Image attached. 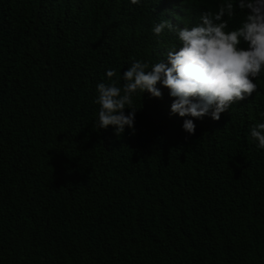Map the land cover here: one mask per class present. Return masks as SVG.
I'll return each mask as SVG.
<instances>
[{
    "label": "trees",
    "instance_id": "16d2710c",
    "mask_svg": "<svg viewBox=\"0 0 264 264\" xmlns=\"http://www.w3.org/2000/svg\"><path fill=\"white\" fill-rule=\"evenodd\" d=\"M226 2L0 0V264H264V71L218 121L170 114L158 83L133 95L134 131L94 126L106 70L122 84L178 50L156 23Z\"/></svg>",
    "mask_w": 264,
    "mask_h": 264
},
{
    "label": "clouds",
    "instance_id": "9594fccd",
    "mask_svg": "<svg viewBox=\"0 0 264 264\" xmlns=\"http://www.w3.org/2000/svg\"><path fill=\"white\" fill-rule=\"evenodd\" d=\"M130 3L138 5L140 0ZM236 9L244 16L239 26L228 30V20L224 17H234ZM165 30L175 33L178 50L177 46L168 48L165 58L151 65L134 59L120 74L122 84L112 79L117 76L115 69L106 70L110 82L96 86L94 103L99 109L95 128L115 126L117 136L125 126L134 131L137 109L133 107L132 97L147 91L151 97L160 98L158 83L173 98L170 114L195 119L207 115L214 121L232 105L256 92L257 84L253 81L264 71V0H227L216 12H203L199 23L191 27L177 28L161 19L152 28L157 37ZM195 127L193 119H184L185 132L192 135ZM249 133L256 146L264 149V122L254 123Z\"/></svg>",
    "mask_w": 264,
    "mask_h": 264
}]
</instances>
